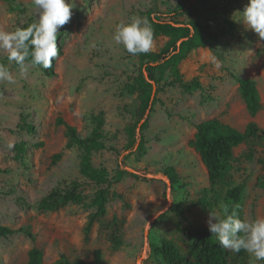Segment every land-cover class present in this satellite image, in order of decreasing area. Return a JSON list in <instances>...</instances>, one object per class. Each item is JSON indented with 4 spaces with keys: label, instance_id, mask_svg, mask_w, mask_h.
<instances>
[{
    "label": "rangeland",
    "instance_id": "rangeland-1",
    "mask_svg": "<svg viewBox=\"0 0 264 264\" xmlns=\"http://www.w3.org/2000/svg\"><path fill=\"white\" fill-rule=\"evenodd\" d=\"M184 2L77 0L71 21L60 29V55L52 76L31 66L21 75L19 66L9 63L8 54L0 50V64L7 65L15 78V83L0 81V225L17 231L0 236V264H28L34 246L43 251V264H61L62 256L91 263L97 249L103 252V264H166L154 254V245L168 239L188 255L192 243L187 231L208 229L210 211L223 216V209H230L221 186L211 188L191 142L197 126L211 119L239 131L250 121L264 129V41L246 30L242 16L236 17L239 22L232 19L248 0H211L208 7L197 3L181 18L198 19L209 30L226 35L213 48L193 50L180 64L186 82L197 78L201 83L192 94L168 85L169 74L158 75L154 104L138 124L135 147L130 146L141 106L139 93L131 87L142 73V61L139 54L131 55L115 43V27L132 17L145 18L149 11L167 19ZM213 6L229 11L231 29ZM30 19H37L32 0H0V30L15 31ZM167 41L154 37L149 53L160 51ZM244 78L258 86L262 110L255 117L239 91L238 80ZM99 114L105 119L107 149L94 154L93 163L106 168L112 180L119 169L126 174L111 188L106 217L94 223L87 239L96 187L80 174L81 153L66 148V128L57 121L64 120L86 137L93 128L92 116ZM21 143L26 152L18 156L16 146ZM249 149L255 151L252 161L243 158ZM61 152L55 163L53 156ZM169 169L174 170L175 184L167 175ZM229 180L233 187L244 185L238 215L249 220L264 217V141H247L234 149ZM75 182L82 203L39 210L40 201L52 190ZM21 228H30L34 241L18 232ZM114 234L123 240L119 249L110 241ZM230 253V264H252L247 252L240 257Z\"/></svg>",
    "mask_w": 264,
    "mask_h": 264
},
{
    "label": "trees",
    "instance_id": "trees-1",
    "mask_svg": "<svg viewBox=\"0 0 264 264\" xmlns=\"http://www.w3.org/2000/svg\"><path fill=\"white\" fill-rule=\"evenodd\" d=\"M9 1V0H7ZM211 0H185L184 4L168 14L167 19L160 18L154 12L149 11L145 18L154 30V37L164 36L168 41L164 47L154 53H141L142 73L136 79L135 84L131 87L132 92H138L141 100L139 109V118L132 129L133 140L131 147H135L137 127L139 122L146 116L147 112L152 109L154 101L152 100L154 91V82L158 83L160 77L169 74L170 86L180 87L184 92L192 94L201 88L200 81L196 78L193 81L186 82L183 79L180 64L195 49L210 47L219 41L226 32H217L209 30L198 19H191L184 22L181 18L192 13L197 3L201 6L208 7ZM219 16L223 22L231 29L232 21L229 19V11L226 8H218ZM30 19L21 28L34 23ZM60 36L57 40V45ZM264 57V47L261 52ZM54 63L52 68H41L49 76L54 75ZM239 91L245 102L248 113L255 117L262 110V102L258 86L255 80L250 78L239 79ZM58 125H64L68 137L67 149L77 148L80 151V174L89 180L96 187L90 206L95 209L89 217L88 225L85 229L86 238L91 232L92 226L97 221L103 220L107 214V205L111 198V188L115 183H119L126 174L125 169H119L115 180H112L109 171L104 167H97L93 163L94 154L100 153L107 149L106 135L104 133L105 119L103 114L93 115L91 123L93 128L90 134L83 137L77 128L58 119ZM147 126V121L142 125L141 130ZM260 140L264 141V129L259 127L255 121H250L244 131L223 123L219 119H211L201 122L197 126V132L192 147L199 154L204 166L207 169L211 188L221 186L229 200L230 212L235 209L239 211L244 185L233 187L229 180V172L233 168L234 149L241 146L247 141ZM18 156L26 152V144L21 143L16 146ZM62 152L53 156L56 163L62 158ZM243 158L252 161L255 158V151L249 149L245 152ZM263 163V160H261ZM0 173L2 171L0 170ZM167 175L172 183L177 182L173 169L167 171ZM80 185L73 183L64 189L52 190L38 205L40 211H57L71 203L80 204L83 202V196L80 193ZM16 230L0 225V236L6 237L16 233ZM18 232H23L34 241V235L30 228H21ZM186 237L192 243L190 254H185L180 247L171 240L162 239L158 245L153 246L155 255L161 257L166 264H230V251L220 247L218 240H215L207 228L194 227L187 231ZM113 248L119 249L123 246V240L119 235H112L110 239ZM237 256H244L245 251L236 253ZM28 264H43V251L34 246L28 253ZM61 264H103V252L97 249L94 252V259L91 263L84 261H73L66 256H62Z\"/></svg>",
    "mask_w": 264,
    "mask_h": 264
},
{
    "label": "clouds",
    "instance_id": "clouds-1",
    "mask_svg": "<svg viewBox=\"0 0 264 264\" xmlns=\"http://www.w3.org/2000/svg\"><path fill=\"white\" fill-rule=\"evenodd\" d=\"M32 3L36 22L15 31L0 30V50L8 54L9 63L19 66L21 75H26L30 66L52 68L60 55L57 45L60 29L71 21L77 8V0H32ZM238 14L243 17L246 30L264 41V0H248L243 12L233 13L234 21H240L236 18ZM113 40L131 55L146 54L154 47V30L146 18L132 17L116 25ZM0 81L15 83L7 65L0 64ZM13 146L9 144L10 148ZM207 224L220 247L235 253L247 252L253 258L252 264L264 261V217L241 218L235 209L229 212L225 207L223 216L210 211Z\"/></svg>",
    "mask_w": 264,
    "mask_h": 264
},
{
    "label": "water",
    "instance_id": "water-1",
    "mask_svg": "<svg viewBox=\"0 0 264 264\" xmlns=\"http://www.w3.org/2000/svg\"><path fill=\"white\" fill-rule=\"evenodd\" d=\"M153 96H154V94H153Z\"/></svg>",
    "mask_w": 264,
    "mask_h": 264
}]
</instances>
